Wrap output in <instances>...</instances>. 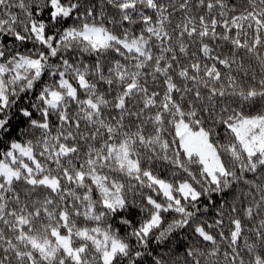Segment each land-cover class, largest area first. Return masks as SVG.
Returning a JSON list of instances; mask_svg holds the SVG:
<instances>
[{
  "label": "snow or ice",
  "instance_id": "6c2138e0",
  "mask_svg": "<svg viewBox=\"0 0 264 264\" xmlns=\"http://www.w3.org/2000/svg\"><path fill=\"white\" fill-rule=\"evenodd\" d=\"M0 264H264V0H0Z\"/></svg>",
  "mask_w": 264,
  "mask_h": 264
}]
</instances>
